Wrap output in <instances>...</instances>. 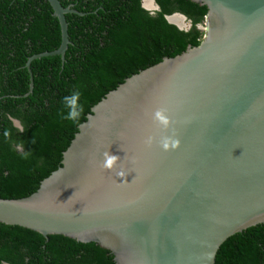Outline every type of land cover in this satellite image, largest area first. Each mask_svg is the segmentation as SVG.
I'll use <instances>...</instances> for the list:
<instances>
[{
    "label": "water",
    "instance_id": "95a60500",
    "mask_svg": "<svg viewBox=\"0 0 264 264\" xmlns=\"http://www.w3.org/2000/svg\"><path fill=\"white\" fill-rule=\"evenodd\" d=\"M47 1L61 42L30 56L28 67L36 57L63 58L65 14H82ZM193 1L207 8L196 24L199 44L108 91L78 125L60 167L34 192L0 197V222L96 242L116 264H214L224 240L264 222V0ZM149 2L141 5L160 10ZM165 17L182 30L192 24L178 11ZM160 108L167 128L153 118ZM165 136L179 146L164 150ZM105 152L118 157L112 169L102 167Z\"/></svg>",
    "mask_w": 264,
    "mask_h": 264
},
{
    "label": "trees",
    "instance_id": "16d2710c",
    "mask_svg": "<svg viewBox=\"0 0 264 264\" xmlns=\"http://www.w3.org/2000/svg\"><path fill=\"white\" fill-rule=\"evenodd\" d=\"M142 0H60L79 13H66L70 42L60 54L32 59L61 42L57 17L47 0H0V197L34 192L61 166L63 151L91 107L124 79L199 44L207 8L193 0H155L150 12ZM186 15L188 30L165 15ZM32 84V85H31ZM79 90L81 117L62 119L64 96ZM19 120L21 128L12 119ZM10 135L5 138V131ZM25 153H28L25 156ZM116 264L96 242L41 233L0 222V264ZM214 264H264V222L229 236Z\"/></svg>",
    "mask_w": 264,
    "mask_h": 264
},
{
    "label": "clouds",
    "instance_id": "9594fccd",
    "mask_svg": "<svg viewBox=\"0 0 264 264\" xmlns=\"http://www.w3.org/2000/svg\"><path fill=\"white\" fill-rule=\"evenodd\" d=\"M82 93L79 90H74L70 95L64 96L62 98V103L68 109L67 114L64 115L61 113L62 119H67L70 121H77L83 113V105L80 103V97ZM166 109L160 108L153 113V118L161 123L165 128L168 127L169 121L168 118L164 115ZM5 138H8L10 135L9 131H5ZM153 137L149 136L144 141L146 145L151 146ZM160 145L164 150L175 149L179 146V139H173L171 137L165 136L161 141ZM28 153H25L27 156ZM105 159L102 164L103 168L112 169L116 164L118 157L116 155H110L108 152L104 153ZM118 175H123L122 171L117 173Z\"/></svg>",
    "mask_w": 264,
    "mask_h": 264
},
{
    "label": "bare ground",
    "instance_id": "6f19581e",
    "mask_svg": "<svg viewBox=\"0 0 264 264\" xmlns=\"http://www.w3.org/2000/svg\"><path fill=\"white\" fill-rule=\"evenodd\" d=\"M146 0H144V2H145ZM179 17H177V18H174L175 16H173L171 19L173 20V21H175V22H177L178 24H181V25H183V23H184V20H183V18L180 16V15H178Z\"/></svg>",
    "mask_w": 264,
    "mask_h": 264
},
{
    "label": "flooded vegetation",
    "instance_id": "af4514ba",
    "mask_svg": "<svg viewBox=\"0 0 264 264\" xmlns=\"http://www.w3.org/2000/svg\"><path fill=\"white\" fill-rule=\"evenodd\" d=\"M144 3H146L147 6H151V3L149 2V0H146ZM177 17H179V16L178 15H175L174 18H177Z\"/></svg>",
    "mask_w": 264,
    "mask_h": 264
}]
</instances>
